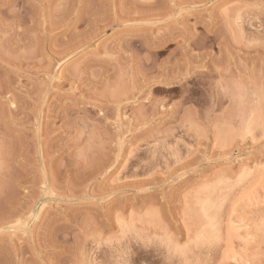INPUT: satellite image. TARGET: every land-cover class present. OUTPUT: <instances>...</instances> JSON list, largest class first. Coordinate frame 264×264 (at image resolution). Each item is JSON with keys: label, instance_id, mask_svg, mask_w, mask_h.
I'll use <instances>...</instances> for the list:
<instances>
[{"label": "rangeland", "instance_id": "obj_1", "mask_svg": "<svg viewBox=\"0 0 264 264\" xmlns=\"http://www.w3.org/2000/svg\"><path fill=\"white\" fill-rule=\"evenodd\" d=\"M0 264H264V0H0Z\"/></svg>", "mask_w": 264, "mask_h": 264}]
</instances>
